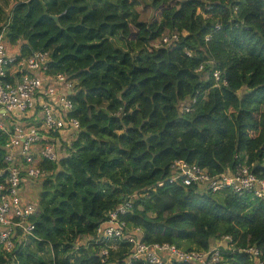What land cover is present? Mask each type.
<instances>
[{
    "label": "trees",
    "instance_id": "trees-1",
    "mask_svg": "<svg viewBox=\"0 0 264 264\" xmlns=\"http://www.w3.org/2000/svg\"><path fill=\"white\" fill-rule=\"evenodd\" d=\"M143 2L160 17L141 21L140 0H0V34L75 81L81 124L70 155L42 164L31 244L0 245V264H128L127 240L104 255L97 235L127 201L120 221L148 245L208 252L231 237L222 264H255L227 247L264 262V200L172 181L177 162L264 180V0Z\"/></svg>",
    "mask_w": 264,
    "mask_h": 264
},
{
    "label": "built area",
    "instance_id": "built-area-1",
    "mask_svg": "<svg viewBox=\"0 0 264 264\" xmlns=\"http://www.w3.org/2000/svg\"><path fill=\"white\" fill-rule=\"evenodd\" d=\"M174 40L178 37L174 36ZM164 41L170 43L171 39ZM49 63L48 53L29 58H21L20 52L11 53L0 34V150L3 151L0 156V245L6 253H12L17 244L30 240L35 231L30 219L38 209V198L26 194V188L37 185L46 175L42 168L44 162L57 163L70 155L72 142L81 130L80 122L72 116L76 83L66 75L52 76ZM214 75L219 81V74ZM174 171L172 181L182 179L186 186L194 185L214 193L229 188L240 196L250 193L264 200V180L257 178L246 165L228 169L216 177L184 162H177ZM131 208L132 202H125L107 214V220L97 229V235L107 246L104 255L109 250H117L124 240L132 245L128 264L132 260L149 264H222L221 246L233 241L225 237L208 252H185L169 244L148 245L140 239V228L131 229L120 221V216ZM226 249L232 254L247 253L255 264H264L258 248Z\"/></svg>",
    "mask_w": 264,
    "mask_h": 264
},
{
    "label": "rangeland",
    "instance_id": "rangeland-1",
    "mask_svg": "<svg viewBox=\"0 0 264 264\" xmlns=\"http://www.w3.org/2000/svg\"><path fill=\"white\" fill-rule=\"evenodd\" d=\"M141 2V5L137 7V11L140 13L141 15V21H144V22H149L151 21L153 18H159L160 17V12L161 11H154L151 9V7L149 6H146V4L143 2V0H140ZM13 2L10 1V5H12ZM10 5L8 7H6V10L9 11L10 10ZM11 52V51H10ZM12 53V52H11ZM41 182H38L37 185H31V186H28L26 188V194H28L29 196H31V198H38V195L40 194V191H41ZM21 241H24L20 238ZM88 242V240H82L81 242V245H85L86 243ZM30 245L31 244V241L30 240H27V241H24L23 243L19 244V245ZM80 245V246H81ZM79 246V245H78ZM77 246V247H78Z\"/></svg>",
    "mask_w": 264,
    "mask_h": 264
},
{
    "label": "crops",
    "instance_id": "crops-1",
    "mask_svg": "<svg viewBox=\"0 0 264 264\" xmlns=\"http://www.w3.org/2000/svg\"><path fill=\"white\" fill-rule=\"evenodd\" d=\"M9 51H11L13 54H19L20 50H21V44L17 45V46H10L9 44H7Z\"/></svg>",
    "mask_w": 264,
    "mask_h": 264
},
{
    "label": "water",
    "instance_id": "water-1",
    "mask_svg": "<svg viewBox=\"0 0 264 264\" xmlns=\"http://www.w3.org/2000/svg\"><path fill=\"white\" fill-rule=\"evenodd\" d=\"M55 20H56V21H58V19H57V18H55Z\"/></svg>",
    "mask_w": 264,
    "mask_h": 264
}]
</instances>
